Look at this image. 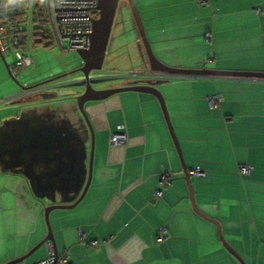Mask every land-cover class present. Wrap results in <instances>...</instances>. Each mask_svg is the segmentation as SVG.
<instances>
[{"label":"crops","instance_id":"0c3cea01","mask_svg":"<svg viewBox=\"0 0 264 264\" xmlns=\"http://www.w3.org/2000/svg\"><path fill=\"white\" fill-rule=\"evenodd\" d=\"M134 2L163 64L264 72V0H208L205 6L194 0ZM125 20L127 29L116 27L113 39L120 37L117 50L125 48L135 67L90 83L112 80L93 87L106 89L162 80L156 88L185 167L204 173L190 174L197 208L219 224L244 264H264V79L152 72L132 19ZM78 76L44 84L39 93L54 96L33 109V125L21 118L22 105L0 103V264L24 255L46 235L45 207L72 204L86 184L91 149L86 121L72 101L47 103L76 99L84 90ZM8 81L0 74V86ZM13 91L12 83L8 94ZM214 94L222 99L210 107L206 97ZM84 110L94 131L90 180L76 205L48 213L57 253L68 254L71 264H240L216 225L194 211L154 95L120 91L85 102ZM19 119L15 126L12 121ZM4 120H10L8 126ZM118 132L125 140L112 144L110 136ZM17 134L22 137H11ZM239 163L252 167L248 175L236 172ZM162 170L173 177L155 197ZM160 227L165 239L156 243ZM80 234L100 243L84 245ZM50 244L39 246L32 262L20 264L45 259Z\"/></svg>","mask_w":264,"mask_h":264},{"label":"water","instance_id":"95a60500","mask_svg":"<svg viewBox=\"0 0 264 264\" xmlns=\"http://www.w3.org/2000/svg\"><path fill=\"white\" fill-rule=\"evenodd\" d=\"M118 2L119 0H98V4H97L98 16L92 20V30L90 33L89 47L87 49L76 50L77 54L82 60V65L78 67L77 70L82 74L83 78L81 80L84 82V90L82 93L76 96V103H77V107L79 111L82 113L83 118L86 121V124L90 132V137H91L89 168H88V177H87L86 184L84 185L80 195L77 197V199L72 204L70 205H49L45 207L44 220H45L46 228H47L46 235L30 251H28L27 253H25L24 255L20 257L7 261L4 264H20L35 249H37L42 244L48 243V242L52 244L54 252L57 253L54 238H53L51 227H50L49 220H48V213L51 209H54V208H70L76 205L80 201V199L83 197L87 189L89 180H90L92 147L94 144V131L85 113L84 103L87 101H92V100H101L114 93L125 91V90L143 91V92L151 93L157 98L160 104V107L162 109L168 131L170 133L174 147L176 149V152L181 162L182 174H183L182 177L186 182L187 190H188V197H189V200L191 202V205L194 211L197 214L201 215L202 217L210 220L216 225V229H217L221 242L239 260L240 264H244L242 259L230 248V246L224 240L219 224L214 219L205 216L197 208L195 204L193 190H192L191 181H190V175L188 174V170L185 167L182 152H181L177 137L173 131L172 125L168 117V113L166 111L164 99L162 97V94L156 88V84H158L162 80H155V81L136 80V81L130 82L126 86L106 88V89H94L91 86L90 79L88 77L89 72L92 70H99L101 68L102 61L104 58V53L106 50V45L109 39L111 27H112L113 20H114V15H115V12L118 6ZM125 3L129 9L130 15L134 23V31L143 46V49H144V52H145V55H146V58L149 64V68L152 72H161V73L168 74V75H200V76H217V77L220 76V77L264 79V72L216 70V69H208V68L184 69V68H174V67H170V66L163 64L156 58V56L154 55L151 49L150 42L148 41V38L146 36L144 25L142 23L140 14L138 12V9L136 7L134 0H126ZM0 56L2 59L4 58L1 52H0ZM33 86L23 87L22 89H29ZM38 96H40L42 99H47V98L53 97L54 94L50 95L46 93H39Z\"/></svg>","mask_w":264,"mask_h":264},{"label":"rangeland","instance_id":"374dc122","mask_svg":"<svg viewBox=\"0 0 264 264\" xmlns=\"http://www.w3.org/2000/svg\"><path fill=\"white\" fill-rule=\"evenodd\" d=\"M125 2L126 0H119L118 2V7L114 15V20L111 27L109 39L106 45V50L104 53V58L102 61L101 68L99 70L90 71L88 76L89 79H94V77H108V76L112 77V76L124 75L129 72V69L131 70V68L135 67L134 62L131 59L132 56L127 57L128 55L126 53L125 48H122L121 50H117V46H118L117 40L120 39V37L117 39H113V37L115 36V28L118 27L121 29V31H125V29H127L126 25H128L127 23L128 20H125V18L128 17L131 20L129 9L127 6H125ZM194 2L200 6H205L208 4V3L207 4L198 3V0H194ZM137 4L139 5L138 1ZM140 17L142 19L143 17L142 13L140 14ZM45 32L47 34L46 36L47 38L42 40L44 43L43 42L36 43L34 44V46L32 45L29 47L32 63L28 68L22 69L20 71L16 70L15 68L11 70V66L9 65L13 63L12 55L8 51H5L2 53L4 58L2 59L0 56V74L5 73L9 79L7 84H2L0 86V103L8 104L14 102V104L22 105L21 114L23 115H21V118L24 119V116H26L27 120L32 122V125H33V119H35L36 117L34 118L29 117L30 114L33 113V109L36 106L38 107L39 104H41L45 100H43L37 94H30L29 96H27L28 98L26 96H18V94H20L22 91H20L18 94L15 95L12 94H14V92L18 90H23L22 89L23 87H30L36 84H43V85L48 83L51 84L56 80H61L62 83L75 81L78 79L77 78L79 77L78 75H82L78 71L73 72L76 68L80 67L82 63V60L80 59L77 52L72 50L61 49L59 45L55 42L48 23L45 26ZM133 46L134 45H131L130 51L134 50ZM122 54H124L126 57L124 56L123 58L120 57ZM144 57H146V55ZM111 81L112 80L104 81L101 79L91 80V85L92 87L105 86V82H111ZM12 83L14 86V91L8 94V91L10 90ZM61 101L62 103H65L67 101H72L73 103H76V99L74 97H72L71 100L64 98H62V100L53 99L51 100V102H47V103L61 104ZM57 107L58 105L56 106V108ZM40 110L41 109H38V111ZM64 114L66 113L63 112L60 113L61 116L62 115L64 116ZM9 121L10 120H4L2 122L3 123L2 125L8 126ZM20 121H21L20 119L13 120L12 123H15V126H20L21 125ZM15 130L16 131L18 130L17 133L19 132V129L17 127H15ZM11 137H22V136L21 134H17ZM188 174L190 175L189 171ZM40 247H38V249ZM38 249L34 250L22 262L23 263L32 262V259L35 257V255H38L40 253V251L37 252Z\"/></svg>","mask_w":264,"mask_h":264},{"label":"built area","instance_id":"2783aa9c","mask_svg":"<svg viewBox=\"0 0 264 264\" xmlns=\"http://www.w3.org/2000/svg\"><path fill=\"white\" fill-rule=\"evenodd\" d=\"M198 3L206 4L207 0H198ZM97 4L98 0H44L47 23L55 42L61 49L76 51L89 47L92 20L98 16ZM20 10L21 4L5 8L4 4L0 3V52L8 51L12 55L11 70L15 68L18 71L28 68L32 63L30 45L22 44L21 34L24 31L22 24L14 19H7L8 14L16 15ZM43 89L44 85L33 86L23 90L18 96L27 97ZM221 99L217 94L206 97L210 107L216 105ZM124 140L125 135L121 132L110 136L112 144L121 143ZM250 170L251 166L248 164L237 165V171L240 174H246ZM189 173L198 176L204 174L198 167L189 170ZM158 177L159 185L166 187L172 175L162 171ZM154 195L161 197L162 190H156ZM164 238L165 229L160 227L157 229L155 240L161 242ZM79 239L83 240V235L80 234ZM31 264H71V262L66 253H55L50 244L47 257Z\"/></svg>","mask_w":264,"mask_h":264},{"label":"trees","instance_id":"16d2710c","mask_svg":"<svg viewBox=\"0 0 264 264\" xmlns=\"http://www.w3.org/2000/svg\"><path fill=\"white\" fill-rule=\"evenodd\" d=\"M207 3H208V0H207ZM125 6H127L126 3H125ZM130 17H131V15H130ZM7 19H10V20L14 19L17 22H20L22 24L23 29H24V31L21 34L22 44L24 43L25 45L29 44L30 46H32V45L34 46V44L42 43L43 42L42 40L47 38L46 37L47 34L45 32V26L47 24V18H46L44 0H33V2L30 5L28 3V0H24V3L21 4V10L19 11V13L16 15L15 14L14 15L8 14ZM131 19H132V17H131ZM132 27L134 28L133 20H132ZM205 37H209V34L206 33ZM242 164L243 163H239L237 165H242ZM162 171L171 173L169 171H164V170H162ZM250 171L246 174H240L237 171V166H236V172L240 176H246L250 173ZM171 175H172V173H171ZM172 177H173V175H172ZM158 181H159V177H158ZM164 188L165 187L160 186L158 183L154 192L158 189L163 190ZM164 239L162 241H164ZM79 241H80V243H82L84 245H89V246H97L100 243V241H98V240L86 241L84 238H83V240L79 239ZM104 241L105 240H103L102 242H104ZM94 242H96V244H94ZM156 243H158V242H156Z\"/></svg>","mask_w":264,"mask_h":264},{"label":"clouds","instance_id":"9594fccd","mask_svg":"<svg viewBox=\"0 0 264 264\" xmlns=\"http://www.w3.org/2000/svg\"><path fill=\"white\" fill-rule=\"evenodd\" d=\"M33 2V0H28V3L29 5ZM0 3H3L5 8H7L8 6L10 5H20V4H23L24 3V0H0ZM2 53V52H1ZM10 66V65H9ZM37 85H43V84H36L34 86H37ZM23 90H26V89H23ZM22 90V91H23ZM28 98V97H27Z\"/></svg>","mask_w":264,"mask_h":264},{"label":"flooded vegetation","instance_id":"af4514ba","mask_svg":"<svg viewBox=\"0 0 264 264\" xmlns=\"http://www.w3.org/2000/svg\"><path fill=\"white\" fill-rule=\"evenodd\" d=\"M117 7H118V6H117ZM81 65H82V63H81ZM81 65H80V66H81Z\"/></svg>","mask_w":264,"mask_h":264}]
</instances>
